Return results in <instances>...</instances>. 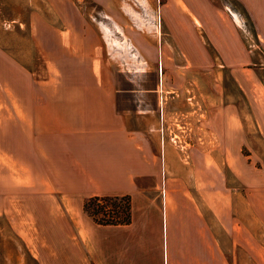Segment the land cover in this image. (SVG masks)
Returning <instances> with one entry per match:
<instances>
[{
    "label": "crops",
    "instance_id": "1",
    "mask_svg": "<svg viewBox=\"0 0 264 264\" xmlns=\"http://www.w3.org/2000/svg\"><path fill=\"white\" fill-rule=\"evenodd\" d=\"M235 1L238 14L216 0H0V214L19 232L44 217L58 232L57 250H30L36 264H241L242 249L264 264V246L241 218L217 216L214 231L193 216L194 191L215 186L213 156L251 191L264 182L263 168L257 184L241 170L242 109L221 83L226 69L264 133V88L243 71L264 66V0ZM238 16L253 33L249 49ZM25 25L29 39L19 41ZM147 72L152 86L136 85ZM194 103L207 131L183 160L164 118ZM161 176L163 200L150 198L141 187ZM92 194H128L130 221L96 222L83 209ZM72 225L89 227L88 246L73 252Z\"/></svg>",
    "mask_w": 264,
    "mask_h": 264
},
{
    "label": "rangeland",
    "instance_id": "2",
    "mask_svg": "<svg viewBox=\"0 0 264 264\" xmlns=\"http://www.w3.org/2000/svg\"><path fill=\"white\" fill-rule=\"evenodd\" d=\"M216 1L226 5L234 11V13H237V11L240 12V7L235 0ZM238 17L239 19H237V21L241 25L243 36L246 38V47L249 49L250 47L248 44L254 42L252 39L253 33H251L246 25L245 17ZM26 39H29L27 26L25 25L22 28L19 26L18 40L25 41ZM17 51L19 53H23L26 49L25 47H18ZM130 67L132 70V65H130ZM243 67L245 68L243 71H247L251 74V77H253V86L257 87L260 85L264 88V66L259 63L251 62L243 65ZM113 68L115 71H119V69H121L120 71H125L127 69V65L116 64ZM221 68L222 67H219V69ZM228 74L229 73L226 69L221 71V83L224 85L226 92L230 95V97L235 99L239 104V107L242 109L241 114L243 116V125L245 127L247 137V142L241 145V170L243 174L245 173L249 176V178L254 180L251 183L257 184L255 182V177L257 175L258 177H262V175L259 174L260 171L258 168L264 169V133L259 132L254 124H252L251 119L247 117V101L242 95H240L234 82L229 78ZM153 78L154 73L147 72V75L141 80L135 81V84L150 87L152 86L153 81L155 82ZM3 82L5 83V81ZM35 82L36 81H33L31 85L35 86ZM40 82L43 83V81ZM55 82L56 81L50 80L47 81L48 84L44 85H52L55 84ZM117 82L120 86H127L126 80L119 79ZM165 83L161 85L159 81L158 89L160 90V93L164 92L165 89L168 88L164 85ZM5 86H8V83H6ZM130 86H133L132 81H130ZM193 108L194 109L191 110L186 109L173 111V113L164 118L167 126L164 129L168 132V137L171 139L170 141L180 152L183 160L189 154V150L193 146L200 145L204 142L203 136L207 131L204 124L205 113H203L201 107H197V104L195 103L193 104ZM210 140L211 139L209 137V148L211 150V147L215 146L213 150L216 152L217 145L212 144ZM210 163L212 165L213 172L210 171L207 178H209L211 182H215V186L214 188H211L205 181H200V186H198L194 191L196 202H193V209L195 214H190L195 218H197V214L199 217L205 216V218L212 223L211 226L214 231H219V226L216 222L218 221L217 216L239 217L245 224H248L246 225L247 227L251 226L252 230L256 232L259 237V243L264 246V182H261V186H258V189L251 191V188L254 189L255 186L242 183L234 174L233 168L227 165L228 162L224 160L222 154L219 155L218 158L213 156ZM156 179V184H154L153 179L150 178V181H147L141 188L150 198L163 200L164 180L162 176L159 178L156 177ZM197 198L200 200H197ZM250 202L255 205L254 208L251 206ZM23 216L24 215L18 217V219L22 220ZM10 218L11 217L7 214H0V264H36L35 260H33L29 254L30 250L37 251L41 248L57 250L61 247L62 241L58 239V232H54L55 228L54 230H51L53 227L50 224H45L47 220L45 217L43 221L44 224L41 226L32 223L31 226L30 224L29 226H27V224H21V229L23 227L27 228L26 231L25 229H22V232H19L16 229L14 226L15 224ZM38 219H41V216H39ZM49 219V221H51V218ZM71 229L70 233L69 230L66 229V236L68 238V240H66V248L71 249L73 252L85 245L88 246L85 241L83 242L82 237L83 233L85 236H88L89 227L77 230V228L72 225ZM25 232L27 233L24 234ZM108 233H116L120 235V237H124L130 236L132 230L130 232L108 231ZM122 233H124V236ZM128 247H130V253L133 255V246L129 245ZM241 254V264H253V261L250 260L252 257L248 256L245 249L241 250Z\"/></svg>",
    "mask_w": 264,
    "mask_h": 264
},
{
    "label": "trees",
    "instance_id": "3",
    "mask_svg": "<svg viewBox=\"0 0 264 264\" xmlns=\"http://www.w3.org/2000/svg\"><path fill=\"white\" fill-rule=\"evenodd\" d=\"M83 209L98 223H128L131 219L128 194H92L84 199Z\"/></svg>",
    "mask_w": 264,
    "mask_h": 264
}]
</instances>
